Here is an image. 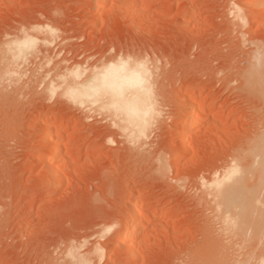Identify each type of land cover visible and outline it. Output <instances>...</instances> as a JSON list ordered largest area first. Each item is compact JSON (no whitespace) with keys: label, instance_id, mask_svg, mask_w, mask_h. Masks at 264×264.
<instances>
[{"label":"rangeland","instance_id":"374dc122","mask_svg":"<svg viewBox=\"0 0 264 264\" xmlns=\"http://www.w3.org/2000/svg\"><path fill=\"white\" fill-rule=\"evenodd\" d=\"M89 1L0 0V264L257 261L264 227L247 244L211 227L203 181L264 129V62L247 80L264 54L263 9L257 0H125L96 17L100 1ZM21 29L35 46L10 61ZM119 55L142 60L129 65L143 64L154 84L142 129L70 91ZM185 108L195 125L190 152L179 156ZM46 121L65 132L42 162ZM138 199L148 227L140 223L126 250L112 245L106 226L117 220L119 230L125 201Z\"/></svg>","mask_w":264,"mask_h":264},{"label":"bare ground","instance_id":"6f19581e","mask_svg":"<svg viewBox=\"0 0 264 264\" xmlns=\"http://www.w3.org/2000/svg\"><path fill=\"white\" fill-rule=\"evenodd\" d=\"M99 1H100V5H99L98 12L95 14L96 17H101L108 10V5L111 1H115V3L117 2L119 6L127 2L125 0H99ZM248 1H249L248 3H251L252 0H248ZM93 2L94 0H90L88 4L91 5ZM257 4L264 11V0H257ZM130 8L128 9L130 10ZM237 8L235 9L236 14L237 12L238 14H241L239 12V10L241 9H237ZM128 9L126 8L124 13H126V10L128 11ZM238 14H237V17H238ZM239 16L243 17V15H239ZM40 28L41 27H39V31L43 30ZM36 31H38V29H36L35 31L33 30V32H36ZM30 32L28 31V29H21L19 33H17L16 38H14L13 36L12 40L9 43V48H10L9 52L12 56L10 61H16L17 57L22 55L23 52L27 48H33L35 46L34 42L36 40L32 38L33 35L31 36ZM255 50L257 51V48H255ZM252 56L255 57L254 54ZM256 57H257L255 58L256 61H254V58H253L252 60L254 61L252 63L253 68L250 71V73L247 75V80L249 81L250 79L252 80V77L254 76L255 78H258L256 76L257 75L259 76V74L262 72L260 70V73H258L259 69L257 71V68H260L258 66L262 67L261 64L262 62H264V54L259 53V55H257ZM123 58L125 61H127L129 57L125 56ZM113 61H121L120 55H119V58H117V60H115V57H114ZM131 61H142V60L140 59L136 60L135 58L134 59L131 58ZM113 65H115V68H112ZM113 65H109L106 68L104 67L105 69L103 71H100L93 77L88 78L87 81H83L77 86L75 85V87L70 86V91L75 96L83 98L91 102L92 104L93 103H96L97 105L99 104L102 108L103 107H114L115 109L121 112L122 120H125L129 124L134 125V127L136 128L142 129L147 118L151 116V114L155 111V106L153 103L154 100L151 101V99L153 98V91H154L153 85L154 84L153 85L151 84V82L149 81V78L146 76V73L148 71L142 66L132 67L128 63L127 68L121 71V63L113 64ZM105 77H107V79ZM261 77H262V74H261ZM138 78L149 81V83L140 85L138 82ZM148 88H151V92H152L151 97H149L148 95V92H147ZM189 112H188V108H185L182 111L183 119L181 120L180 125L182 126L183 130L182 129L181 130L183 131L182 133L184 134V148H183V151L179 153V156L185 155L189 153L191 150L192 134L190 131H191V128L195 125L194 124L195 122H193L192 120L188 118ZM43 125H44L43 130H44L45 135L41 139L40 147L44 148L45 150L43 152L42 158L40 159V161L42 162L50 159L51 157H54L53 150L51 149L50 144L55 139H60L65 132V129L63 127L52 126L50 125L49 121H46ZM258 129H257L256 134L254 136L252 135L249 141L246 140L247 143L243 145L244 147L242 149H240L241 147H239V150L236 153H234L233 151V154H231L232 155L231 158L229 159L224 158L225 160L222 159L223 160L222 164L216 167L214 171H212L213 174L211 173L210 175L211 177L207 181L206 180L205 182L203 181V184L206 187L205 192L209 196H211L210 197L211 199L209 198V200L211 201L210 204L214 203L212 204L213 209L211 208L213 210L212 216H210L211 214L209 215L210 216L209 224L212 227V226H216V223L217 224L219 223L220 225L218 227L220 228V231L222 233L228 235V237L229 236L232 237L233 240L235 237H238L239 240L241 238V241L244 242V244H247L245 243V241H243L244 238L247 239L255 231H257V229L259 230L262 227H264V129L262 131H258ZM60 147H62V145H60ZM235 150H237V148ZM59 152L60 150H58V153H56L57 155H55L54 153L55 157L58 156ZM52 172H54V170ZM56 189L58 190L59 187ZM135 191L133 192L135 193ZM125 202L128 204L126 206L123 205L124 206L123 212L125 216L127 217V220H125L124 225H122V227L118 230L117 226L119 223L116 220L113 225H110L109 227L106 226V230H104V232L105 234H106V231L109 233L110 238L113 239L112 245L114 246L118 245L117 243H119L118 242L119 240L124 241L123 247L126 250L127 249L126 247L128 246L125 245L127 244L125 242L129 241V239L132 237H134L135 239L136 236L141 234L143 232V228L146 225L147 226L145 228L148 227L149 221H151L150 218L152 216L149 215V211L145 210V205H143V203H141L139 199L132 206L129 203L130 201L129 202L125 201ZM140 223L145 224V226L140 227L141 225ZM150 224L152 223L150 222ZM210 225L208 226L210 227ZM211 227L210 229H212V231L215 232L213 230L214 227L213 228ZM109 228L111 229L110 231L107 230ZM216 228L217 226L215 227V229ZM214 234H217V233H214ZM218 235H219V231H218ZM222 238H225V237H222ZM228 240L230 241V239ZM134 250H132V252ZM97 251H99V249ZM133 253H132V256L133 258H135L137 256L136 251H134ZM244 256H247V254ZM253 257H250V258L252 260H255L254 262L252 260L250 261L249 257L248 258L244 257V258H247L245 259L247 260V262H248V259L250 261L247 264H251V262H253V264H264V250L262 252L261 257L257 256L259 257L257 261L256 259H253ZM240 258L242 259L243 257H239L238 260ZM209 259H212V257ZM222 259H220V261ZM245 260L244 262H246ZM220 261L218 260L217 264H219ZM74 262L77 263L76 260ZM205 262L203 261L202 263H198L197 261L195 264H208V262H211V261H207V263ZM221 262H224V261H221ZM221 262L220 264H229L226 262L225 263H221ZM234 262L238 264V262H236V259L233 260V262L231 263H234ZM84 264H89V263L84 262Z\"/></svg>","mask_w":264,"mask_h":264},{"label":"snow or ice","instance_id":"6c2138e0","mask_svg":"<svg viewBox=\"0 0 264 264\" xmlns=\"http://www.w3.org/2000/svg\"><path fill=\"white\" fill-rule=\"evenodd\" d=\"M130 62H131V57H129L127 61H125L124 58L121 57V71L126 69L127 66H128V63H130ZM145 63H147V61H145ZM141 66L143 67V64ZM112 68H115V65H113ZM105 78L107 79V77H105ZM138 82H139L140 85H144V84H148L149 83V81H146V80H143V79H139V78H138ZM147 92H148L149 97H151V95H152L151 88H148ZM141 135L144 136V133L142 132ZM107 230L110 231L111 229L109 228Z\"/></svg>","mask_w":264,"mask_h":264}]
</instances>
